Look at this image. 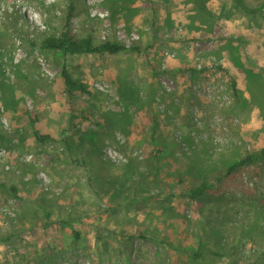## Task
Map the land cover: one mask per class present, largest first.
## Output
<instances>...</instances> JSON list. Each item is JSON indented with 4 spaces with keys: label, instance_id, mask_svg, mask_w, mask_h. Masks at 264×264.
Returning a JSON list of instances; mask_svg holds the SVG:
<instances>
[{
    "label": "rangeland",
    "instance_id": "374dc122",
    "mask_svg": "<svg viewBox=\"0 0 264 264\" xmlns=\"http://www.w3.org/2000/svg\"><path fill=\"white\" fill-rule=\"evenodd\" d=\"M262 148L264 0H0V264H264Z\"/></svg>",
    "mask_w": 264,
    "mask_h": 264
},
{
    "label": "trees",
    "instance_id": "16d2710c",
    "mask_svg": "<svg viewBox=\"0 0 264 264\" xmlns=\"http://www.w3.org/2000/svg\"><path fill=\"white\" fill-rule=\"evenodd\" d=\"M74 7L70 6V10L67 14V24L61 31L59 35L51 34L47 35L40 39V45L44 48H50L54 50L62 51L64 54L71 53H118L123 50L131 49L138 50L140 49L137 45H127L122 41L118 40H106V41H98L94 36L88 35L86 37H78L70 28V21L74 16ZM192 70H195L192 68ZM62 75L64 77L65 89L66 92L73 96L76 91H87V87L85 84L77 82L67 69L66 65L62 66ZM234 90L237 91V84L235 79L232 80ZM36 136L39 139L48 138V135H41L36 132ZM264 160V148H262L259 152L248 153L238 162L234 163L230 167H228L227 172L230 173L232 170L251 163L253 161H261ZM214 186L213 182L208 179H204L200 184L188 188L187 195L192 199H197L200 196L204 195L208 190H210ZM15 192L16 189L13 188ZM74 233L78 236L79 233L74 230Z\"/></svg>",
    "mask_w": 264,
    "mask_h": 264
}]
</instances>
